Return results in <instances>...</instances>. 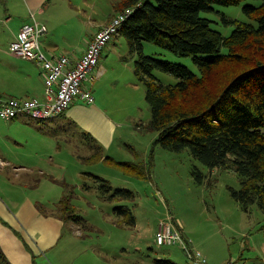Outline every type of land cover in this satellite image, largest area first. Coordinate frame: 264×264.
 Here are the masks:
<instances>
[{
  "label": "rangeland",
  "instance_id": "obj_1",
  "mask_svg": "<svg viewBox=\"0 0 264 264\" xmlns=\"http://www.w3.org/2000/svg\"><path fill=\"white\" fill-rule=\"evenodd\" d=\"M90 1L94 20L100 14L110 15L121 0ZM260 3L261 0H241L236 5L213 4V9L201 11V16L210 19L211 28L229 36L235 24L227 19L251 21L243 7ZM103 50L95 69L98 70L89 73L91 81L87 84L96 103L117 123L113 141L99 155L91 148L89 138L70 123L35 122L43 128L45 143L48 140L47 145L55 149L50 152L53 160L45 157L43 166L34 168L35 186L25 181L16 184L32 195L40 215H56L67 224V229L55 250L36 254L16 238L20 237L18 233L6 227L0 230V250L16 264H93L94 259L104 258L124 264L139 260L142 264L155 257L189 264L180 247L155 243L160 219L171 216L189 245L200 251L208 264H264V212L256 204L245 210L232 196L229 187L238 189L241 185L238 174L220 166L209 168L188 150L171 151L157 144V132L147 127L151 111L146 90L134 73L136 54L120 33ZM143 52L199 73L192 57L171 53L156 43L144 42ZM221 52L226 53L227 48ZM155 75L163 83L178 81L160 70ZM194 166L205 174L202 183L191 173ZM20 172L3 176L13 182ZM94 175L109 181L113 188L131 190L133 197L108 199L112 191H103ZM20 176L19 181L23 179ZM7 193L9 190L0 188V195L8 196ZM63 199L70 206L64 211L66 216L71 213L85 218L87 224H75L78 232H85L84 237L70 236L72 231L68 228L71 229L72 222L59 216ZM117 206L129 209L135 223L128 224L130 214L120 212Z\"/></svg>",
  "mask_w": 264,
  "mask_h": 264
},
{
  "label": "trees",
  "instance_id": "obj_2",
  "mask_svg": "<svg viewBox=\"0 0 264 264\" xmlns=\"http://www.w3.org/2000/svg\"><path fill=\"white\" fill-rule=\"evenodd\" d=\"M240 1L121 0L115 5L116 13L127 7L133 10L117 33L136 54L134 73L146 90L151 111L147 127L157 132L156 143L171 151L188 150L209 168L235 171L241 185L238 189L229 187L232 196L243 209L256 204L264 212V0L243 7L251 21L227 19L235 24L229 36L211 28L210 19L201 16V11L212 10L213 4L229 6ZM146 41L192 57L199 73L145 54ZM222 48L227 52H221ZM156 70L173 75L177 83L161 82ZM90 143L102 154L103 146L93 138ZM191 173L198 183L204 181L205 174L197 166ZM94 177L103 191H112L108 199L134 195L129 189L113 188L106 179ZM59 205L63 210L59 216L65 222L87 224L83 216L64 214L70 208L67 199ZM117 208L130 214L128 224L135 223L129 209ZM151 263L178 264L157 257ZM0 264H13L1 250Z\"/></svg>",
  "mask_w": 264,
  "mask_h": 264
},
{
  "label": "crops",
  "instance_id": "obj_3",
  "mask_svg": "<svg viewBox=\"0 0 264 264\" xmlns=\"http://www.w3.org/2000/svg\"><path fill=\"white\" fill-rule=\"evenodd\" d=\"M91 10L90 0H0V97L44 99L41 66L8 50L23 24L35 18L46 26V32L40 37V46L48 57L54 59L65 54L75 61L84 53L93 35L116 14L114 9L110 15L100 14L99 19L93 20ZM95 69L90 74L96 73L98 69ZM38 121L26 115L11 119L0 117V188L5 192L9 190L8 196L0 195V230L7 227L18 233L23 240L18 236L16 238L24 241L36 254L55 250L63 231L67 229V224L56 215H40L32 195L16 184L25 181L27 185L35 186L34 168H41L45 157L53 160L50 152H55V149L47 145L48 140L45 143L43 128L35 123ZM45 121L56 125H61L62 121L63 124L70 123L103 148H109L117 129V123L100 108L96 99L92 104L75 99L67 111ZM12 171L16 174L21 171L23 179L19 181L21 176L18 174L12 182L3 176L5 173L12 174ZM39 171L42 172L41 169ZM68 229L72 231L70 236L73 239L85 236V232H78L73 223ZM8 258L16 264L14 259ZM94 261L96 264H124L123 261L108 258ZM139 262L131 261V264ZM141 263L152 264L151 261Z\"/></svg>",
  "mask_w": 264,
  "mask_h": 264
},
{
  "label": "built area",
  "instance_id": "obj_4",
  "mask_svg": "<svg viewBox=\"0 0 264 264\" xmlns=\"http://www.w3.org/2000/svg\"><path fill=\"white\" fill-rule=\"evenodd\" d=\"M131 12V7L117 12L95 33L84 53L75 61L65 54L54 59L48 57L40 46V37L46 32V26L35 18L23 24L16 38L10 43L9 51L17 57L36 61L41 66L44 99L0 97V117L11 119L26 115L42 121L63 113L75 99H81L88 104L94 103L92 90L87 84L91 81L88 75L97 66L104 47ZM155 243L180 247L186 253L189 264H208L202 253L189 245L171 216L160 219Z\"/></svg>",
  "mask_w": 264,
  "mask_h": 264
},
{
  "label": "bare ground",
  "instance_id": "obj_5",
  "mask_svg": "<svg viewBox=\"0 0 264 264\" xmlns=\"http://www.w3.org/2000/svg\"><path fill=\"white\" fill-rule=\"evenodd\" d=\"M133 10V9H132ZM132 13V12H131ZM94 36V35H93ZM9 50V49H8ZM10 52V51H9ZM61 55V54H60ZM55 58V57H54Z\"/></svg>",
  "mask_w": 264,
  "mask_h": 264
}]
</instances>
